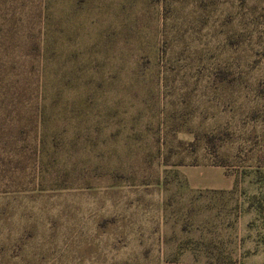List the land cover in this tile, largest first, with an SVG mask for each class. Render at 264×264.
Masks as SVG:
<instances>
[{
    "label": "rangeland",
    "instance_id": "rangeland-1",
    "mask_svg": "<svg viewBox=\"0 0 264 264\" xmlns=\"http://www.w3.org/2000/svg\"><path fill=\"white\" fill-rule=\"evenodd\" d=\"M0 264H264V0H0Z\"/></svg>",
    "mask_w": 264,
    "mask_h": 264
},
{
    "label": "crops",
    "instance_id": "crops-1",
    "mask_svg": "<svg viewBox=\"0 0 264 264\" xmlns=\"http://www.w3.org/2000/svg\"><path fill=\"white\" fill-rule=\"evenodd\" d=\"M182 174L186 179L187 191H227L234 187V177L230 176L222 166L208 165L204 167H189L183 169ZM161 191L165 194L164 187ZM159 211H162V213L160 214V219L157 220L156 228L141 230L138 235V244H141L144 248L159 247L163 249L166 245L165 210L161 209ZM122 216L127 215L124 213L119 215L120 220H124L126 224L128 220L123 219ZM118 230H121V228ZM152 242H155V244Z\"/></svg>",
    "mask_w": 264,
    "mask_h": 264
}]
</instances>
